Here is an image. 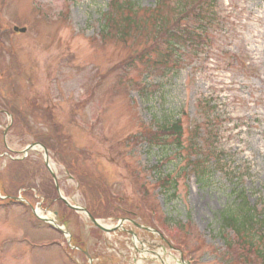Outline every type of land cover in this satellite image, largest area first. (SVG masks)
Instances as JSON below:
<instances>
[{
    "label": "rangeland",
    "instance_id": "rangeland-1",
    "mask_svg": "<svg viewBox=\"0 0 264 264\" xmlns=\"http://www.w3.org/2000/svg\"><path fill=\"white\" fill-rule=\"evenodd\" d=\"M137 1L148 9L157 0ZM107 10L108 0H0L4 192L23 194L33 206L45 201L46 216L63 206L42 151L13 160L41 142L72 205L88 208L105 227L123 219L150 226L169 244L129 221L122 225L126 232L104 233L75 213L79 232L71 244L92 264H183L181 255L189 264H254L244 247H227L219 234L232 186L215 178L201 187L181 171L184 152L171 145L163 152L150 140L165 114L193 130L198 100L212 99L221 116L222 149L245 173L249 202L264 215V0H221L211 46L202 51L194 45L182 68L167 77H148L138 60L153 55L154 41L135 32L126 41L102 37ZM15 27L27 32L15 33ZM165 180H177L174 200ZM53 230L27 205L0 199V264H91Z\"/></svg>",
    "mask_w": 264,
    "mask_h": 264
},
{
    "label": "trees",
    "instance_id": "trees-1",
    "mask_svg": "<svg viewBox=\"0 0 264 264\" xmlns=\"http://www.w3.org/2000/svg\"><path fill=\"white\" fill-rule=\"evenodd\" d=\"M220 2L157 0L153 8L143 9L137 0H108V10L102 14L101 34L102 37H121L126 41L135 32L138 37L154 41L153 55L141 54L138 60L147 66L148 77H167L182 68L187 52L194 45L202 51L207 50L208 43L211 46ZM166 9L172 12V20L168 21ZM189 20H192L190 24ZM149 24L153 26L151 31L155 32L156 38L149 35ZM212 103V99L198 100L199 121L189 132L184 129L182 120L165 114L162 121H155L159 133L150 141L163 152L169 145L180 155L184 152L180 159L185 161L186 167L181 171L186 170L194 176L201 187L209 186L215 178L232 186L229 204L220 212V237L231 249L244 247L243 252H248V257L252 254L254 264H264V215L249 202L243 186L245 173L239 166L233 167L230 156L222 149V131L218 124L222 123L221 116L215 115L217 107ZM170 178L169 175L165 179L170 181ZM167 180L163 185L168 188L167 193L172 192L169 200H174L177 180H171V183Z\"/></svg>",
    "mask_w": 264,
    "mask_h": 264
},
{
    "label": "flooded vegetation",
    "instance_id": "flooded-vegetation-1",
    "mask_svg": "<svg viewBox=\"0 0 264 264\" xmlns=\"http://www.w3.org/2000/svg\"><path fill=\"white\" fill-rule=\"evenodd\" d=\"M4 136H7V132L4 134ZM8 148V147H7ZM10 150V148H8ZM11 152V151H9ZM13 152V151H12ZM56 191H57V196L58 198L60 199V195L58 193V189L55 188ZM60 201L62 202V200L60 199ZM54 202H56V200L54 199ZM59 206V207H58ZM57 207V209L55 211H53L55 214H57L55 216L56 218V221H60V222H63V224H68L70 223L72 220H70L72 218V212L75 211V209H70L69 208V205H66L65 203H63V206H61V204H59ZM60 207L62 210H60ZM55 209V208H54ZM65 212V214H64ZM63 213V214H62ZM123 220H127V219H123ZM74 222V221H73ZM134 221L130 220V223H132ZM134 225V227L137 229V230H140V229H148L149 227H147L146 225H140L139 223H132ZM124 230V232H126V230L124 228H122ZM145 231V230H144ZM129 234L134 238V236H137L136 232L130 230L128 231ZM147 232V231H146ZM148 233V232H147ZM151 234V232H150ZM153 236V234H151ZM156 238V237H155ZM151 253H153V251H150Z\"/></svg>",
    "mask_w": 264,
    "mask_h": 264
},
{
    "label": "water",
    "instance_id": "water-1",
    "mask_svg": "<svg viewBox=\"0 0 264 264\" xmlns=\"http://www.w3.org/2000/svg\"><path fill=\"white\" fill-rule=\"evenodd\" d=\"M15 31H16V32L20 31V32H22V33H25V32H26L25 29L19 30V29H17V28H15ZM93 223H94L99 229H101V230H103V231H107L106 229H104L103 227H101V226H100L95 220H93Z\"/></svg>",
    "mask_w": 264,
    "mask_h": 264
},
{
    "label": "bare ground",
    "instance_id": "bare-ground-1",
    "mask_svg": "<svg viewBox=\"0 0 264 264\" xmlns=\"http://www.w3.org/2000/svg\"><path fill=\"white\" fill-rule=\"evenodd\" d=\"M39 214H41V212L38 210Z\"/></svg>",
    "mask_w": 264,
    "mask_h": 264
}]
</instances>
